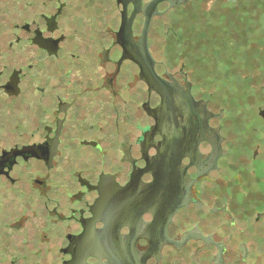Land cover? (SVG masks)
<instances>
[{"label": "flooded vegetation", "instance_id": "obj_1", "mask_svg": "<svg viewBox=\"0 0 264 264\" xmlns=\"http://www.w3.org/2000/svg\"><path fill=\"white\" fill-rule=\"evenodd\" d=\"M154 2L143 64L205 106L201 125L177 112L156 128L166 91L136 49ZM207 8L226 25L244 12L0 0V264H264V50L247 55L235 26L200 49Z\"/></svg>", "mask_w": 264, "mask_h": 264}, {"label": "water", "instance_id": "obj_2", "mask_svg": "<svg viewBox=\"0 0 264 264\" xmlns=\"http://www.w3.org/2000/svg\"><path fill=\"white\" fill-rule=\"evenodd\" d=\"M158 1V0H157ZM231 1V0H230ZM235 1V0H232ZM157 13L156 9V2L152 3L151 7V13L150 17L147 19L145 28L143 31V37L144 39V46L142 43L140 45H137V56L139 58V63L142 67V69H145V75L147 78V81L151 87V90H155L160 94H163L164 91H166V101L165 105L162 108L160 107V110L154 114L156 120H157V125L156 128L159 129L161 127L163 119H165L164 116H166L167 123L170 125L172 122V126L174 124V116H176L177 112H181L186 115H192L196 114L197 119L196 123H199L200 125L202 124L204 116L207 114V110L205 109V106L202 105L201 103L195 101L191 94H188L189 97L187 98H182V101H176L175 99V92L174 90H171L168 85H166L165 81L156 73L155 68H154V60L152 58V55L150 54V66L148 67L147 61L143 64V53L141 52V49L145 51L146 54V60H148L149 56V49L147 46V38H148V33L150 30L151 26V20L153 15ZM171 108H173V111H171ZM165 109V110H164ZM175 128V126H173Z\"/></svg>", "mask_w": 264, "mask_h": 264}, {"label": "trees", "instance_id": "obj_3", "mask_svg": "<svg viewBox=\"0 0 264 264\" xmlns=\"http://www.w3.org/2000/svg\"><path fill=\"white\" fill-rule=\"evenodd\" d=\"M242 1L245 2L247 0H239V2ZM250 1V0H249ZM240 2V4L242 3ZM246 7V5H245ZM244 7V12L241 15H244L246 18H241L239 14H237L236 17L233 20L229 21L228 24L223 22V20H218L217 18H220L218 16H214L213 18H210V13L204 9L198 10V14H201L198 21H195L193 24L190 25L189 31L191 33L197 34V41H198V47L200 49H207L210 47H213L215 49H225L228 48L225 45V33L232 31V28L234 26L241 32L244 39L246 38V31L248 33H251L253 35V22L251 21L250 17H254L252 15L249 16L247 8ZM246 15V16H245ZM213 29V30H212ZM244 29V30H243ZM213 33V36H212ZM255 33V32H254ZM211 38L213 40H211ZM246 43V41H244ZM246 47V45H245Z\"/></svg>", "mask_w": 264, "mask_h": 264}, {"label": "rangeland", "instance_id": "obj_4", "mask_svg": "<svg viewBox=\"0 0 264 264\" xmlns=\"http://www.w3.org/2000/svg\"><path fill=\"white\" fill-rule=\"evenodd\" d=\"M240 2H242V1H240ZM209 5L210 4H208L207 7H209ZM241 5H242V7H245V5H246L245 8H247L246 10H248L249 16L250 15L254 16V17H250L251 21L253 22V27H252L253 35L251 33V30H250V33H248V31H246V38L247 39H245V41H246L245 49H246V52L248 53L247 55L258 54V52H260L262 49L264 50V0H250V1L247 0L245 2V4H244V2H242ZM208 9L209 8L204 9V10L207 11ZM200 16H201V14H198V13L193 14V16H192L193 21L194 20L198 21ZM240 17L242 19L245 18L244 15H241ZM210 18H213V15H210ZM193 21L191 22V24H193ZM241 33H243V32H241ZM227 39H228V37H227ZM214 76H215L216 80L222 79V77H223L222 68L221 69L216 68ZM220 76H222V77H220ZM219 91L222 92L223 89L220 88Z\"/></svg>", "mask_w": 264, "mask_h": 264}]
</instances>
